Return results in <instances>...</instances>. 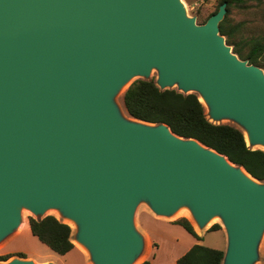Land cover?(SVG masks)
<instances>
[{
	"label": "water",
	"instance_id": "obj_1",
	"mask_svg": "<svg viewBox=\"0 0 264 264\" xmlns=\"http://www.w3.org/2000/svg\"><path fill=\"white\" fill-rule=\"evenodd\" d=\"M225 14L223 3L198 25L180 0H0V241L23 208L54 209L93 264H132L145 202L165 217L187 207L198 229L217 217L222 264H257L264 182L166 124L127 120L115 99L155 69L160 90L198 93L213 120L264 147V75L226 45Z\"/></svg>",
	"mask_w": 264,
	"mask_h": 264
},
{
	"label": "trees",
	"instance_id": "obj_2",
	"mask_svg": "<svg viewBox=\"0 0 264 264\" xmlns=\"http://www.w3.org/2000/svg\"><path fill=\"white\" fill-rule=\"evenodd\" d=\"M246 1L221 0L210 16L218 11L221 4L226 3V14L218 25L220 35L225 38L226 45L232 47V52L239 59L264 69V38L236 42L239 30L230 25L231 8L241 7ZM208 18L202 24H205ZM247 45L250 47L245 52L244 47ZM123 105L130 117L152 124H166L173 134L197 140L224 155L233 164L242 167L254 179L264 182V151L249 148L244 132L237 127L210 122L205 107L196 94H183L176 89L160 90L154 79H137L125 91ZM173 224L182 227L193 238L200 240L188 219L180 218ZM28 228L34 237L60 256H65L74 249L70 226L54 216L38 219L30 217ZM220 229V225L214 224L209 231ZM223 257L224 252L221 250L195 244L177 259L176 264H222ZM8 258L4 256L0 261H6ZM141 264L150 262L144 261Z\"/></svg>",
	"mask_w": 264,
	"mask_h": 264
},
{
	"label": "rangeland",
	"instance_id": "obj_3",
	"mask_svg": "<svg viewBox=\"0 0 264 264\" xmlns=\"http://www.w3.org/2000/svg\"><path fill=\"white\" fill-rule=\"evenodd\" d=\"M221 0H181L184 3L186 15L188 18H194L198 25H202L204 21L217 9ZM230 25L239 30L235 40L248 42L258 37L264 38V0H247L241 7H232L231 13L229 15ZM250 45L244 47L245 52L249 50ZM232 52V47H230ZM233 53V52H232ZM238 57V56H237ZM239 58V57H238ZM264 75V69H262ZM158 73L155 69H152L150 73V79L156 80ZM140 76H133L125 85L123 93L117 95L116 103L119 105L120 113L127 120H132V118L126 114L125 107L123 108V95L126 89ZM174 89H178L174 86ZM197 96L198 93L194 92ZM205 107V113L210 122L214 124H230L243 133L244 129L240 127L236 122L230 119H222L219 121L213 120L210 115L207 106ZM125 109V110H124ZM244 132V137H245ZM247 145H249L246 142ZM251 149H262V145L253 146ZM145 202L140 203L135 212L134 226L138 230L139 223L144 222V216L142 213H147V219L145 221V228H148L155 238L156 242L159 244L160 252H158L153 264H166L171 261V252L173 256L181 254L182 252L189 249L192 245L198 244L199 242L195 240L189 233H187L182 227L173 224L174 221L180 218H186L190 221L194 229L197 231L198 228L193 220L190 210L187 207H183L181 210L175 212L172 217L158 216L153 212H149ZM54 209H49L42 215V217H37L33 215L27 209L21 210V223L20 225L6 237L0 241V259L4 256L9 257L6 261H0L2 263H7L13 259H21L27 261H33L35 264H93L91 256L89 253H84L80 251L76 245V234L78 232V227L74 225L70 226L72 230L71 238L74 244V249L65 256H60L52 252L45 244L40 242L36 237H34L28 228V219L30 217L34 219L44 218L46 216H54L63 223L65 220L60 218V215H56ZM140 213V214H139ZM212 223L218 224L221 230L225 234L224 225L220 219L214 220ZM67 224V223H65ZM211 224V223H209ZM224 234L215 231H206L203 233L202 244L210 248L217 250H222L224 253L226 251L227 241ZM226 235V234H225ZM150 245L155 248V245L149 242ZM143 255V254H142ZM140 256L138 264L145 261L143 256ZM41 261H48L47 263H39Z\"/></svg>",
	"mask_w": 264,
	"mask_h": 264
},
{
	"label": "crops",
	"instance_id": "obj_4",
	"mask_svg": "<svg viewBox=\"0 0 264 264\" xmlns=\"http://www.w3.org/2000/svg\"><path fill=\"white\" fill-rule=\"evenodd\" d=\"M142 214H143L144 218L147 219V216H148L147 213H142ZM146 219H144V222L139 223L138 231L142 234L144 241H145V249L143 251L142 256L145 258V261H149L150 264H153V262L156 259L158 252H160V247H159V244L156 242L155 238L153 237V235L151 234L150 230L148 228H145L146 227L145 226ZM212 225H214V223L208 224L204 229H198L197 231L195 230L197 235L200 237V240H197V239H195V240H197L199 243H202L203 233L206 231H209V229ZM218 231L224 234V232L221 229ZM225 234H224V237L226 239ZM149 242L154 244V245L156 244L155 248H153L151 245L149 247V245H148ZM200 245H202V244H200ZM205 247H208V246H205ZM208 248H210V247H208ZM189 249H187L186 251L182 252L181 254H177L175 256H173V254L171 252L170 254H171L172 258H171V260H170L171 262L169 264H176L177 259L180 258L182 255H184ZM212 249H214V248H212ZM47 262L48 261H41L39 263H47ZM166 264H168V263H166ZM257 264H264V235H263L262 241L260 243V247H259V261L257 262Z\"/></svg>",
	"mask_w": 264,
	"mask_h": 264
},
{
	"label": "bare ground",
	"instance_id": "obj_5",
	"mask_svg": "<svg viewBox=\"0 0 264 264\" xmlns=\"http://www.w3.org/2000/svg\"><path fill=\"white\" fill-rule=\"evenodd\" d=\"M180 4L184 7V3L181 2V0H180ZM124 89H125V87L121 90L120 93H123ZM115 99L117 100V97H116ZM199 100L201 101V103H202L204 106L209 107V106L207 105V102L205 101V99H203L202 97H199ZM244 138H245V141L249 144L250 139H249V135H248L247 133H245V137H244ZM242 173L246 176V178H248V179L251 180L252 182L257 183L255 180L250 179L249 176L246 175V173H245L244 171H242ZM177 213H179V212L177 211ZM58 214H59V213L56 212V215H58ZM216 219H217V217H212V218L210 219L209 223H212V222H213L214 220H216ZM65 223H67V224H68L69 226H71V227H73V226L75 225L74 221L71 220V219H65ZM209 223H208V224H209ZM75 245H76V247H77L80 251H82V252H84V253H88V250L86 249V247H85L84 245H82V244H80V243H78V242H75ZM138 263H139V260H136V261L133 262L132 264H138Z\"/></svg>",
	"mask_w": 264,
	"mask_h": 264
}]
</instances>
